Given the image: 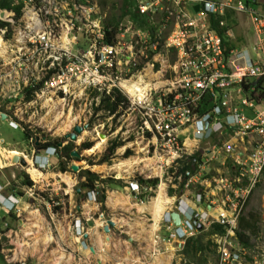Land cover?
<instances>
[{"label": "built area", "instance_id": "2783aa9c", "mask_svg": "<svg viewBox=\"0 0 264 264\" xmlns=\"http://www.w3.org/2000/svg\"><path fill=\"white\" fill-rule=\"evenodd\" d=\"M132 2L151 23L145 33L133 24L105 27V15L91 0H6L0 7L1 80L14 85L9 87L16 96H25V90L36 85L33 95L40 89L67 95L79 79L90 84L115 74L123 81H137L121 75L139 58L151 76L141 80L140 86L148 85L143 97L137 99L123 86L126 95L120 92L133 108L148 100L141 128L153 132L152 159L174 169L179 182L170 187L180 188L175 208H166L160 219L166 236L156 239L180 246L187 237L220 225L221 232L208 233L214 264H260L251 261L255 255L240 242L237 231L264 169V9L254 6L256 0ZM236 12L248 20L250 44H240L227 23V14ZM78 33L85 42L77 41ZM156 56L165 64L170 61L174 76L169 87L151 85ZM46 152L52 156L55 149ZM183 159L190 165L184 175L175 168ZM216 162L219 166H213ZM33 166L42 172L51 163L33 157ZM128 187L138 195L153 191L137 181ZM0 205L6 213L20 211L12 195L0 196ZM173 211L180 216L178 226L169 216Z\"/></svg>", "mask_w": 264, "mask_h": 264}, {"label": "rangeland", "instance_id": "374dc122", "mask_svg": "<svg viewBox=\"0 0 264 264\" xmlns=\"http://www.w3.org/2000/svg\"><path fill=\"white\" fill-rule=\"evenodd\" d=\"M91 1L97 3L101 13L105 15L101 20L104 26L109 11L117 16L121 12V0H106L104 9L100 2L105 0ZM256 1L257 4L254 6L264 9V0ZM154 20L158 21V17ZM226 20L228 25L233 27V36L240 44L247 45L252 42V32L246 17L236 12L227 14ZM148 23L151 24L149 20ZM122 24L126 26L133 24L139 29L127 19L122 20ZM144 27L141 28L143 33H145ZM77 38L80 43L85 42L81 33L77 34ZM232 41L236 42L233 39ZM136 49H139L138 44ZM74 50L81 51L76 48ZM159 54L162 56L161 52ZM155 58L159 62L154 64L152 73L154 82L151 85L153 88L162 85L169 87L171 85L169 82L174 76V72L169 68L170 61L167 58L165 64L161 57ZM141 60L145 61L143 58ZM140 62L137 58L134 62L137 66L129 68V73L123 72L121 78H124V74L130 75L132 80L139 77L150 78L151 76H146L149 71L147 69L143 71ZM117 68L121 70L123 67L118 65ZM1 75L0 66V112L5 115L3 119L0 115V137L10 143L17 142L18 148L12 144L9 147L7 145L6 148L16 151V154L25 158L27 162L31 161L30 154L34 156V151L37 150L35 143L55 138L62 139L63 141L60 142L66 144L72 141L64 138V135L71 132L74 125H86V127L78 135L77 141L72 142V151L77 152L79 156L72 157L68 161L65 171H60L58 159H53L51 168L41 169L45 178L42 174L39 180V177H34L30 171H27L28 165L23 167L20 163L12 162V158L10 160L4 158L3 162L10 167L1 169L0 179L14 175V179L8 178L4 183L8 189L17 193L21 201L18 214L11 216L5 212L6 214L0 215V262L8 264L215 263L212 241L204 231L187 237L180 246L176 241L156 239L157 235L160 238L166 236L160 224V216L165 205L168 203L167 209L175 208L180 195L176 192L177 189L173 191L170 187L171 183L179 182L174 178L175 173H172L174 169L169 170L152 159L153 132L141 128L142 116L145 117L148 112V100L144 98L139 103L142 107L137 108H133L128 101V107L119 110L117 115H108L105 110L94 111L99 104V96L93 94L95 91L116 87L126 95L122 85L134 81L129 79L123 81L115 74L90 84L79 79L74 82L70 94L40 89L31 99H25L23 94L16 96L15 92H10L9 85L12 88L14 85L1 80ZM25 132L30 135L28 139L24 135ZM114 139L122 143L115 148L107 161H101V157ZM84 143H90V146L82 148ZM191 145L187 143L188 148ZM208 146H210L208 143L200 144V147L208 148ZM127 150L130 152L125 156ZM28 164L30 166L29 162ZM71 164L77 165L78 171L89 169L97 173L100 178L112 177L124 185L106 186L104 211L96 201L98 192L79 189L83 178L79 177L78 171L70 169ZM214 165L219 166L218 162ZM154 166L159 169H155ZM178 166L181 167L183 164L179 161L175 168L177 169ZM177 173H179L178 169ZM136 177L146 180L158 179L155 187L148 185L152 188L153 191L150 192H153V195L143 201L132 196L128 189V183L135 181ZM25 179L30 180L31 185L23 184ZM161 187H164V190L166 188L167 191L164 201L166 204L163 202L162 206L157 208L153 201L158 199ZM190 195L193 196V193ZM150 208L153 217L150 215ZM241 215L244 217L243 224H249L252 229L254 228L252 233L244 228L239 229V232L247 236L246 246L255 255V260L251 259V261L263 264L264 169ZM107 220H111L113 225H108V232H105L103 227ZM154 224L157 225L155 230Z\"/></svg>", "mask_w": 264, "mask_h": 264}, {"label": "trees", "instance_id": "16d2710c", "mask_svg": "<svg viewBox=\"0 0 264 264\" xmlns=\"http://www.w3.org/2000/svg\"><path fill=\"white\" fill-rule=\"evenodd\" d=\"M100 3H101L100 4L101 7L104 9L106 0L103 2L101 1ZM5 5H6V0L0 2V7H3ZM133 6L134 5H133L132 0H121V12L117 16L112 11H109L110 13L108 16V20L106 21L105 19V27H111L113 29L117 27L120 23H122V20L127 19V20L132 21L140 29L144 26H145L144 28H150V24L148 23V17L146 15L138 14ZM39 86L40 85H36L35 87L26 89L24 98L31 99L33 96L34 89L38 88ZM93 94L95 96H99V104L95 107L94 109L95 112L99 110H105L108 115H112V114L117 115L119 114L118 112L119 110L122 111L128 107V99L116 87L103 88L101 91H95ZM263 96H264V92H263ZM147 134L149 135V133ZM24 135L27 139L30 136L27 132H25ZM60 141H63V140L54 138V139L47 140V141L45 140L42 143L40 142L38 144L35 143L34 145L37 149L35 150L36 152H42L47 147H53L55 149L56 159H58V169L60 171H65L67 169L68 161L72 158V156L70 155V152L73 149L72 147L73 143L67 142L63 146L59 147L58 143ZM121 143H122L121 141H117L116 139L112 140L110 142V145L107 147L106 152L101 157V161H107L109 159V156L113 154L115 148L119 146V144ZM89 146H90V143L82 144V148H88ZM129 152L130 151L127 150L125 153V156L128 155ZM180 162L181 164H183V166L181 167L178 166L177 169L179 173H182V175H184V171L189 170L190 165L186 159L180 160ZM78 174H79V177L83 178V180L79 184V189L85 188L87 189L86 190L87 192H90V191L98 192L99 194L97 196L96 201L100 203V208L102 211H104L105 210L104 199H105L106 186H109L112 184H121V181L114 179L112 177L100 178V176L97 173L92 172L89 169H80L78 171ZM134 180L137 181V183L140 186L151 185L155 187L158 182L157 178L146 180L141 177H136ZM31 183L32 182L28 179L23 180V184L31 185ZM121 186H124V185L121 184ZM180 187H182V183ZM176 192H178L180 195V188ZM152 195H153V192H145V193L139 194L138 198L143 201L146 197L152 196ZM8 215L15 216L13 212H9ZM238 221L239 222H238L237 235H238L239 240L245 243L246 245L248 238L244 233L239 232V229L244 228L246 230H250L252 233L254 228L252 229L251 225L249 224H246V225L243 224L244 217L242 215L239 217ZM222 230H223L222 226L213 225L210 228V230L206 232V234L211 233V232H221Z\"/></svg>", "mask_w": 264, "mask_h": 264}, {"label": "crops", "instance_id": "0c3cea01", "mask_svg": "<svg viewBox=\"0 0 264 264\" xmlns=\"http://www.w3.org/2000/svg\"><path fill=\"white\" fill-rule=\"evenodd\" d=\"M13 126V125H12ZM14 145L15 146V148H18L19 147V145L17 144V142H12V143H10V142H7V140H5L4 138H2V137H0V171H1V169H3V168H8V167H10V165H8V164H6V163H4L3 162V160H4V158H8L9 160L11 159V158H13V156L17 153L16 151H14V150H9L8 148H6V146L8 145V147L10 146V145ZM18 146V147H17ZM34 154H35V152H34ZM40 155H41V153H39ZM38 154V155H39ZM22 155V154H21ZM43 155V154H42ZM30 158H31V161L30 160H28V162L30 163V166H29V164H28V168H27V171H30L31 173H32V175L35 177V172H38L40 175H42L43 173L40 171V170H38V169H36L34 166H32L33 164H32V159H33V155L32 154H30ZM37 161L38 160H41V157H36L35 158ZM45 160H49V162L51 163V167H52V160L53 159H56L55 157L53 158V157H49V156H47V158H44ZM57 160V159H56ZM27 162V163H28ZM30 174V173H29ZM11 177H8V178H13L14 179V175H10ZM30 176H31V174H30ZM43 178H45V175L43 174ZM1 178V177H0ZM8 178H3V180L2 179H0V193H3V195L4 196H7V195H15L16 197H17V199H18V207L20 208V198L16 195L17 193H15V191L14 190H12V189H8V187L6 186V184L4 183V182H7V179ZM40 178L41 177H39L38 179L40 180ZM12 188H14V186H12ZM128 189H129V187H128ZM130 191V190H129ZM130 193H131V195L132 196H134V197H137L138 198V194L137 193H135V192H132V191H130ZM192 200H188V201H186V203L188 204V205H191L192 204ZM167 206H168V203L165 205V208H164V211L166 210V208H167ZM150 210H151V212H150V215L153 217V211H152V209L150 208ZM164 211L162 212V215H163V213H164ZM3 213H5L4 211H3V208L1 207V205H0V215L1 214H3ZM6 214V213H5ZM162 215L160 216V217H162ZM78 221V220H77ZM79 222V221H78ZM0 264H8V263H2V262H0Z\"/></svg>", "mask_w": 264, "mask_h": 264}, {"label": "water", "instance_id": "95a60500", "mask_svg": "<svg viewBox=\"0 0 264 264\" xmlns=\"http://www.w3.org/2000/svg\"><path fill=\"white\" fill-rule=\"evenodd\" d=\"M1 118H2V119L5 118V115L1 114ZM85 127H86V125H84V126L79 125V124L74 125L72 131L66 133V134L64 135V138H68V139H69L70 141H72V142L77 141V137H78V135L83 131V129H84ZM62 145H63L62 142H59V143H58V146H62ZM70 155H71L72 157H78V156H79V154H78L77 152H75V151H71V152H70ZM12 162H14V163H20L23 167H27V165H28V163H27V161L25 160V158H23V157H21V156H19V155H17V154H15V155L13 156V158H12ZM70 169H71L72 171H78L79 167H78L77 165H75V164H71V165H70ZM77 191H79V189H78ZM169 216H170V218L172 219L174 225H175V226H178L179 223H180V216H179L178 212H176V211L170 212V213H169ZM108 225L112 226V225H113V222H112L111 220H107V223H106V224L104 225V227H103V230H104L105 232H108ZM198 228H199V227H198ZM84 236H86V235H84ZM91 250H92V249H91Z\"/></svg>", "mask_w": 264, "mask_h": 264}, {"label": "bare ground", "instance_id": "6f19581e", "mask_svg": "<svg viewBox=\"0 0 264 264\" xmlns=\"http://www.w3.org/2000/svg\"><path fill=\"white\" fill-rule=\"evenodd\" d=\"M141 77H139V79H138V81H134L133 83H128V84H123L122 86L124 87V88H126L127 90H129L130 91V94L132 95V96H135L137 99H139V97H143V89H144V87H143V85L142 86H140V84H141ZM145 88H146V85H145ZM81 140V139H80ZM28 168V167H27ZM41 175L38 173V172H35V177H40ZM69 180V179H68ZM69 181H71V180H69ZM161 185H162V183H161ZM160 185V186H161ZM159 189H160V187L158 188V190H157V193L156 194H158V191H159ZM166 200V195H165V193H164V187H161V190H160V193H159V195H158V199L157 200H155V201H153L154 202V205L155 206H157V208H159L160 207V205L162 206V204H163V202ZM167 202V201H166ZM165 203V202H164ZM166 204V203H165ZM162 210V209H161ZM156 224H158V223H156ZM156 224H154V230L156 229ZM100 226V225H99ZM109 238V237H108ZM106 241V240H105ZM108 242V241H107Z\"/></svg>", "mask_w": 264, "mask_h": 264}, {"label": "clouds", "instance_id": "9594fccd", "mask_svg": "<svg viewBox=\"0 0 264 264\" xmlns=\"http://www.w3.org/2000/svg\"><path fill=\"white\" fill-rule=\"evenodd\" d=\"M64 145V144H63ZM62 145V146H63ZM59 147H61V146H59ZM48 148H50V147H47V148H45L42 152H36V151H34L35 152V154H34V156L33 157H44V158H47V152H46V150L48 149ZM39 153H41V155L39 154ZM39 154V155H38ZM43 154V155H42ZM49 157H55L56 158V156H55V153H54V155H52V156H49ZM32 164H33V159H32ZM33 166V165H32ZM91 192H93V191H91ZM0 196H2V197H8V196H11V195H7V196H4L3 195V193H0ZM12 196H14L15 198H16V203L18 204V199H17V197L15 196V195H12ZM4 211V210H3Z\"/></svg>", "mask_w": 264, "mask_h": 264}]
</instances>
